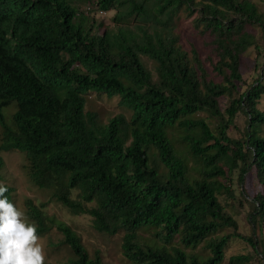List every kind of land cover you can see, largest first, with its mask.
Wrapping results in <instances>:
<instances>
[{
	"label": "trees",
	"instance_id": "obj_1",
	"mask_svg": "<svg viewBox=\"0 0 264 264\" xmlns=\"http://www.w3.org/2000/svg\"><path fill=\"white\" fill-rule=\"evenodd\" d=\"M95 5L116 10V27L95 31V21L72 0H0V179L2 152L21 151L35 186L51 190L74 214H89L97 231L123 232L122 252L136 264H221L232 237L258 251L261 241L237 231L219 196L236 197V170L241 183L255 171L263 189L249 216L254 233L263 229L264 110L258 103L264 77L243 91L240 84L244 52L264 48V11L253 0ZM182 14L193 17L210 49L205 59L180 43ZM91 92L118 96L123 113L105 122L87 111ZM12 104L8 121L4 108ZM240 111L248 123L234 138L228 132ZM0 186L7 188L0 199L15 206L14 189ZM26 205L37 236L51 225L64 235L73 254L68 264H104L100 251L90 255L80 235L48 215L45 204L27 199ZM200 245L208 252L197 251ZM250 260L234 254L229 264Z\"/></svg>",
	"mask_w": 264,
	"mask_h": 264
},
{
	"label": "rangeland",
	"instance_id": "obj_2",
	"mask_svg": "<svg viewBox=\"0 0 264 264\" xmlns=\"http://www.w3.org/2000/svg\"><path fill=\"white\" fill-rule=\"evenodd\" d=\"M72 1L84 15L89 17L90 20L93 19L95 21V31L102 33L106 28L116 27V23L113 20L116 13L115 9L102 10L98 5H95L97 0ZM253 1L259 5L260 11H264V0ZM250 30L254 31L257 36L262 35L259 27H250ZM176 31L180 36V43L185 50L191 53L193 47L197 48L201 53L202 59H205L209 55L210 49L204 42L203 36L195 28L193 17L189 18L186 14H182ZM143 58L146 64L154 69L153 62L147 57ZM214 60L216 61V58ZM208 66L210 67L209 64ZM241 68L244 81L240 84V90L243 91L255 82L260 74L264 77V48L260 52L255 47H250L246 50L242 57ZM209 70L212 73L211 67ZM215 79L219 80L220 77L216 76ZM228 102V97L221 98V107L225 108ZM258 107L264 110V95L260 99ZM86 110L98 113L99 118L105 122H108L110 118L124 111L119 104L118 96L109 97L106 93L98 94L95 92L87 95ZM15 111V104L4 108L8 121ZM199 115L206 117L212 126L217 124V119L208 116V113L201 112ZM247 123L248 118L246 113L240 111L236 117L234 126L229 129V135L234 138L242 136ZM1 131L0 126V139ZM2 156L5 160V166L1 172L0 183L7 184L14 189L13 201L15 208L23 213V221L26 224L28 222L26 217V200L31 198L38 205L45 204L43 209L56 222L63 221L69 224L80 235L90 255H94L96 251H100L104 264H136L126 258L122 252L123 232L108 235L97 231L93 226L92 217L89 214H74L64 204L52 197L51 190L35 186L25 169V155L21 151H3ZM232 179V188L236 197L232 198L228 194H222L219 198L225 206V210L237 220V231L247 236H255L258 242H261L258 244L257 251L248 241L232 237L226 249L225 259L221 264H229L230 257L234 254L250 255L251 260L247 264H264V227L263 229H257V233H254L249 216L254 209L252 200L258 191H262L263 187L259 183L255 171L246 176L244 183L239 181L238 170L234 172ZM227 231H233V228L227 229ZM63 236L55 225H51L47 233L37 236L38 243L43 248L44 264H68L69 259L73 257L70 248L62 243ZM196 250L208 252L203 245L198 246Z\"/></svg>",
	"mask_w": 264,
	"mask_h": 264
},
{
	"label": "clouds",
	"instance_id": "obj_3",
	"mask_svg": "<svg viewBox=\"0 0 264 264\" xmlns=\"http://www.w3.org/2000/svg\"><path fill=\"white\" fill-rule=\"evenodd\" d=\"M6 191V187L0 186V197ZM29 219L26 224L23 213L7 197L0 199V264H44L43 248L38 243L36 227L28 225Z\"/></svg>",
	"mask_w": 264,
	"mask_h": 264
}]
</instances>
